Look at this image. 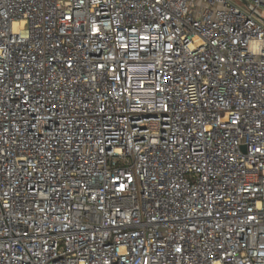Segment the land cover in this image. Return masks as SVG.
Here are the masks:
<instances>
[{"label":"built area","instance_id":"1","mask_svg":"<svg viewBox=\"0 0 264 264\" xmlns=\"http://www.w3.org/2000/svg\"><path fill=\"white\" fill-rule=\"evenodd\" d=\"M0 0V264H264V0Z\"/></svg>","mask_w":264,"mask_h":264},{"label":"rangeland","instance_id":"2","mask_svg":"<svg viewBox=\"0 0 264 264\" xmlns=\"http://www.w3.org/2000/svg\"><path fill=\"white\" fill-rule=\"evenodd\" d=\"M234 4H236L237 6L241 7V8H245V5L240 1V0H231ZM260 11L263 13L264 15V11L263 9H260Z\"/></svg>","mask_w":264,"mask_h":264},{"label":"water","instance_id":"3","mask_svg":"<svg viewBox=\"0 0 264 264\" xmlns=\"http://www.w3.org/2000/svg\"><path fill=\"white\" fill-rule=\"evenodd\" d=\"M240 1H241L243 4H245V5L247 4L245 0H240ZM263 21H264V19H263Z\"/></svg>","mask_w":264,"mask_h":264}]
</instances>
